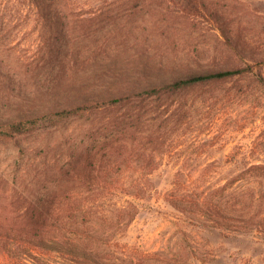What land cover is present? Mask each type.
I'll return each instance as SVG.
<instances>
[{"label": "rangeland", "instance_id": "1", "mask_svg": "<svg viewBox=\"0 0 264 264\" xmlns=\"http://www.w3.org/2000/svg\"><path fill=\"white\" fill-rule=\"evenodd\" d=\"M173 1H148L143 11L121 18L126 66L139 61V53L146 62L181 63L186 56L205 57L201 61L206 62L217 50L218 30L207 14L192 25L182 17L177 19L182 24L176 22L175 13H169L172 28L142 29L150 8L155 20L166 4L178 8ZM0 3V17H6L0 25L3 70L25 79L30 76L27 61L40 41L39 24L26 0ZM202 3L224 9L237 21L233 0ZM256 6L263 9L264 2ZM248 17L241 19V27L248 25ZM253 25L244 30L264 34V23ZM108 34L103 28L97 35L103 39ZM106 48L108 54L117 46ZM17 91V82H0V113L6 112L9 99L18 97ZM89 156L95 167L86 164ZM70 159L75 167L67 174L64 163ZM256 165H264V82L253 74L116 106L5 141L0 143V219L12 218L38 193L46 199L53 193L81 192L96 197L100 210L111 213L123 205L136 214L130 221L118 220L116 212L111 220L94 221L87 236L105 246L103 258L80 261L11 240L0 243V264H264V168ZM87 175L101 176L107 184H81L80 177ZM222 193L239 201L219 217L226 228L202 220L208 210L186 204L194 195Z\"/></svg>", "mask_w": 264, "mask_h": 264}, {"label": "trees", "instance_id": "2", "mask_svg": "<svg viewBox=\"0 0 264 264\" xmlns=\"http://www.w3.org/2000/svg\"><path fill=\"white\" fill-rule=\"evenodd\" d=\"M26 1L38 21L41 37L35 54L27 61L30 76L25 79L18 73L14 76L17 79L13 78L14 70L4 71L3 57H0V82H17L18 88V97L12 101L9 99L6 112L0 113V143L25 136L39 128L58 127L98 111L134 105L150 98L159 99L198 85L249 74L264 82V34H253L252 29L244 30L253 27V23L259 20L264 23V7L260 9L256 6L264 0H233L236 7L234 18L237 21L226 16L224 9L203 5L202 0H174L178 8L166 4L155 20L152 16H155L154 9L150 8L147 18L142 16L145 22L142 29L172 28L175 22L169 20V13H175L173 17L176 22L182 24L183 21L177 20L182 17L192 25L201 23L202 14L209 15L215 26L213 28L218 30L217 50L211 57L207 55L206 62L201 61L205 57L195 59L186 56L181 63H163L161 60L146 62L139 53V61L132 62L130 66L125 65L128 62L125 63L120 50L121 43L127 41L119 37L123 32L121 18L143 11L148 1L164 0ZM129 3V6H124ZM243 11L250 12L259 20ZM246 14L249 15L248 25L241 27V19H246ZM5 20L6 17L1 16L0 25H4ZM103 28L109 34L101 39L97 34ZM109 43L115 44L117 50L105 54L109 51L106 48ZM256 65L260 68L257 71ZM85 160L87 165L95 167L90 156ZM257 166L264 168V165ZM64 167L63 171L67 174L73 171V159L64 163ZM98 177H80L81 184L104 187L107 180ZM222 188L225 189L224 186ZM38 194L27 198L28 204L17 208L12 218L0 219V243L11 240L19 244L24 242L61 251L88 262L92 257H102L105 250L101 242H94L91 235L89 238L87 236L93 230L94 221L103 217L111 220L114 212L118 220L128 217L130 221L136 214L135 208L132 210L123 205L111 213L100 210L101 204L96 197L91 199L81 192L61 197L53 193L46 199L44 193ZM231 200L225 198L224 193L219 197L194 195L186 204L197 211L208 210L209 215L202 217V220L218 221L225 227L219 217L225 216L226 212L228 214L239 203ZM80 227L84 228V232ZM93 264L106 262L97 260Z\"/></svg>", "mask_w": 264, "mask_h": 264}]
</instances>
